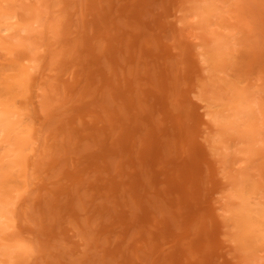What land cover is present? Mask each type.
Masks as SVG:
<instances>
[{"label":"rangeland","instance_id":"obj_1","mask_svg":"<svg viewBox=\"0 0 264 264\" xmlns=\"http://www.w3.org/2000/svg\"><path fill=\"white\" fill-rule=\"evenodd\" d=\"M0 264H264V0H0Z\"/></svg>","mask_w":264,"mask_h":264},{"label":"bare ground","instance_id":"obj_2","mask_svg":"<svg viewBox=\"0 0 264 264\" xmlns=\"http://www.w3.org/2000/svg\"><path fill=\"white\" fill-rule=\"evenodd\" d=\"M1 117H2V116L0 115V120H1Z\"/></svg>","mask_w":264,"mask_h":264}]
</instances>
